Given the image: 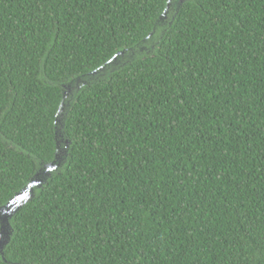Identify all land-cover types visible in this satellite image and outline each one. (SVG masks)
Segmentation results:
<instances>
[{
    "label": "trees",
    "instance_id": "1",
    "mask_svg": "<svg viewBox=\"0 0 264 264\" xmlns=\"http://www.w3.org/2000/svg\"><path fill=\"white\" fill-rule=\"evenodd\" d=\"M180 1L0 0V264H264V0Z\"/></svg>",
    "mask_w": 264,
    "mask_h": 264
},
{
    "label": "water",
    "instance_id": "2",
    "mask_svg": "<svg viewBox=\"0 0 264 264\" xmlns=\"http://www.w3.org/2000/svg\"><path fill=\"white\" fill-rule=\"evenodd\" d=\"M183 1H180V5ZM116 59V58H115ZM80 80L76 81V85L79 84ZM75 84L68 86V92L65 94H69L74 88ZM68 105L64 102L59 110V117L56 121L58 126V130L60 132L61 128L64 127V113L67 110ZM60 127V128H59ZM58 137H61L60 133ZM60 147V142L58 143ZM63 152L59 150V155L55 162L49 164L38 173L31 181V183L25 188L22 192L17 194L5 207L0 209V220H1V233H0V256H4V250L6 246L9 244L11 240V235L13 233L12 227L10 224V220L28 203H30L33 198L35 197L36 190L43 187V185L48 181L49 177L51 176L52 172L56 170L63 161Z\"/></svg>",
    "mask_w": 264,
    "mask_h": 264
}]
</instances>
